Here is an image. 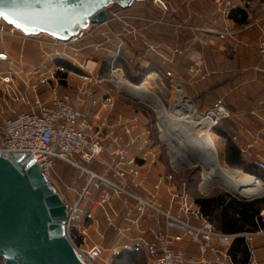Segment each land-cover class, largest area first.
<instances>
[{
    "label": "built area",
    "instance_id": "obj_1",
    "mask_svg": "<svg viewBox=\"0 0 264 264\" xmlns=\"http://www.w3.org/2000/svg\"><path fill=\"white\" fill-rule=\"evenodd\" d=\"M208 1L214 11L225 18L236 11L240 3L247 9L252 6L251 0ZM138 3H148L167 12L159 0H130L126 9L114 5L108 7L107 17L101 24L89 25L88 30L78 32L64 42L44 34H25L0 20V42L9 39L21 44V60L23 47L27 44L35 45L40 54L37 65L16 68L5 53H0V158L9 160L8 155L11 154H29L26 159L31 156L35 159L33 163L40 169L44 183L51 187V170L56 161L79 170L85 177V185L75 203L71 206L64 203L68 216L64 223L65 236L83 264H94L104 254L101 247L90 243L87 233V222L92 220V210H101L111 225L117 217L111 205L114 199L132 202L135 215L130 221L132 225L138 226L148 215L156 220L157 225L162 224L164 227V230L148 228L140 231V236L131 239L122 250L144 253L148 264H209L206 260L208 254L219 258L222 249L228 250L237 237L217 231L208 218L192 209L184 184L180 185V192L171 195L168 209H162L153 199L139 196L131 190L132 187L143 185L136 159L130 155V148L140 139L137 134L138 118L133 117L127 124L119 117L116 123L106 121L115 106L113 88L121 93V81L129 83L115 59L108 65L109 76L84 72L76 75L78 83L71 92L60 93L58 90L68 82L66 68L56 63L65 61L79 70L83 69L85 63L78 62L75 57L82 50L76 48V44L87 36H93L98 29L101 32L109 23L130 20L126 11L132 10ZM253 26L260 31L258 53L264 60V13ZM107 43L106 37L100 45L90 47L94 51H105ZM149 50L155 51L151 47ZM48 60L53 66L46 64ZM2 65H6L5 68H1ZM47 93L49 97L46 99ZM86 103L90 107L88 114L77 108ZM18 105L25 107L26 111H17L14 107ZM88 115L96 122L102 120L99 126L93 127L95 132L91 134L88 130L93 128L88 123ZM229 117L226 107L218 103L196 122L203 124V130L210 131ZM117 128L122 130V135L116 133ZM130 135L132 138L125 140V136ZM103 153L111 158L110 163L102 160ZM141 160L145 162L146 157ZM79 163L86 166L98 164L103 167V172L83 168ZM256 166L264 172V163L259 162ZM170 167L171 173L160 177L159 183L174 187V174L183 173L184 169L174 158ZM94 193L98 194L97 200H93ZM83 205H88L89 209L83 210ZM260 216L264 220V211ZM169 231L176 233L171 234ZM263 233L259 229L255 235ZM184 241L195 245L199 255L190 256L179 248ZM119 253L117 248L111 251L115 256Z\"/></svg>",
    "mask_w": 264,
    "mask_h": 264
},
{
    "label": "crops",
    "instance_id": "obj_2",
    "mask_svg": "<svg viewBox=\"0 0 264 264\" xmlns=\"http://www.w3.org/2000/svg\"><path fill=\"white\" fill-rule=\"evenodd\" d=\"M159 1L169 5L168 13H163L159 7L148 3H138L132 10L126 11L133 25L131 32L123 28L113 31L110 23L102 28V34L108 38L106 49L104 48L107 53L104 57L107 61L105 62L109 65L115 59L119 68L137 69L139 72L137 76L127 78L134 85L146 84L148 78L157 77L162 72L165 75L170 74L180 81L187 95L201 110L207 106L206 101L202 100L205 96L224 105L230 113V119L213 133L221 148L223 164L226 165L228 150L232 149L241 163L254 165L257 168V163H264V60L258 53L260 31L253 26V23L264 13V0H251L250 9L240 3L239 8L227 18L216 13L208 0ZM144 9H148L147 13L143 12ZM153 15L159 16L160 19L164 17L166 23L149 27L145 20ZM173 17L179 19L183 25L181 28L174 29L171 24L169 25L170 18ZM145 42L152 44L153 46L150 47L155 51H150ZM13 45L15 42L9 39L0 42V53H5L8 59L15 63L17 57L11 50ZM37 51L35 45L23 47V59L26 64L23 67L31 68L39 61ZM91 64L94 67L87 66L90 70L97 67V72H100L99 62ZM5 66L2 65L1 68ZM138 78H140L138 84L131 80ZM67 82L70 86L78 83L74 80L73 85L70 84L68 77ZM14 108L19 112L26 111L23 106L18 105ZM77 108L84 114L90 111L89 103ZM88 121L93 128L96 121L90 115ZM88 131L91 134L93 129ZM156 150L157 147L140 139L130 148V155L136 159L140 178L143 180L141 187H132L131 190L139 196L153 199L162 209H168L170 197L180 192V185L186 186L188 194V183L183 178L179 179L178 174H174L175 188L167 183H159L160 177L171 173L172 157L166 161L168 170L163 171L165 166L160 163L159 153ZM144 156L145 162L141 160ZM101 158L105 163L111 162L107 153H103ZM88 168L98 173L103 172V167L98 164L89 165ZM73 169L66 163L56 161L51 170L53 188L61 200L69 206L75 203L86 181L80 172L73 175L71 172ZM221 194L189 198L192 209L199 211L202 217L208 218L215 229L219 226L217 221L220 220V209L211 208L208 215H204L196 201L216 198ZM261 198L263 197L239 200L250 202ZM97 199L98 194L94 193L93 200ZM111 205L117 213L111 225L102 211L97 208L92 210V220L87 222L90 243L101 247L104 254L111 253L114 248L122 250L124 246L129 245L131 239L139 237L142 230L148 228L164 230L162 224L157 225L156 220L148 215L138 226L132 225L130 221L135 215L133 204L129 200L114 199ZM260 206L258 218L264 223L260 216L264 211V204ZM82 208L89 209L88 205H83ZM229 216L233 220H238L235 213H229ZM237 225L240 226V230L225 235H235L244 240L250 254L247 264H264V233L255 235L259 229L264 231V226L255 231L253 226L242 224L239 220ZM169 233L175 234L176 231ZM179 248L190 256L199 255L197 247L188 241L180 244ZM229 249L230 247L228 250L222 249L219 258L208 254L206 260L209 264H238L229 256Z\"/></svg>",
    "mask_w": 264,
    "mask_h": 264
},
{
    "label": "water",
    "instance_id": "obj_3",
    "mask_svg": "<svg viewBox=\"0 0 264 264\" xmlns=\"http://www.w3.org/2000/svg\"><path fill=\"white\" fill-rule=\"evenodd\" d=\"M129 2L0 0V20L12 21L9 24L25 34L64 42L89 25L101 24L108 7L126 9ZM28 155L0 158V259L4 264H83L65 236L66 205L44 183L35 159H26Z\"/></svg>",
    "mask_w": 264,
    "mask_h": 264
},
{
    "label": "rangeland",
    "instance_id": "obj_4",
    "mask_svg": "<svg viewBox=\"0 0 264 264\" xmlns=\"http://www.w3.org/2000/svg\"><path fill=\"white\" fill-rule=\"evenodd\" d=\"M164 6L167 9V12H165V13H168L170 11L169 5L164 4ZM147 10L148 9H144L143 12L147 13ZM145 21L149 27L154 26V24L161 23L164 25L166 23L164 17L162 19H160L159 16H154V15L151 16L150 18H147ZM169 22H168L169 25L171 24L174 29H179L183 26L180 23L179 19H177L175 17L170 18ZM110 25H111V28L113 31H117V30H119V28H123L125 31H129V32H131L133 30V25H132V22L130 20H126L125 23L115 21V22L110 23ZM106 37L107 36L105 34L103 35L102 32H100V29H98L94 33L93 36H87L85 39H83L82 41H80L76 44V48L82 49V50L75 57L78 59V62H80V63L84 62L85 63V66L83 69L79 70L77 68V66L75 67L72 64L65 62V61L60 62L61 64L62 63L66 64L69 67V69H68L64 66L67 70L66 77H68L70 79V82H69L70 84H72V82L74 80L78 81L76 75H79V74L84 73V72L85 73H92V74L99 73L103 76H109L108 64L106 63L107 62L106 58H104L105 55H107V53L104 50L103 51L102 50L94 51L90 47L93 45H100L102 43V41L104 39H106ZM145 43L148 45L147 47L153 46L149 42H145ZM27 45H31V44H27ZM11 47H12L11 50L14 51L15 56L17 57L16 61H15L16 68L17 67L23 68V65H26V64H24V59H22V60L20 59L21 44L15 42V45H13ZM39 55L40 54L38 52V56ZM92 62H99L100 63V66H101L100 72H97L98 71L97 67L94 70H90V68L87 67L88 65L90 67H94L91 64ZM38 63H39V61L37 63H34L33 65L31 64V65L35 66ZM60 63L57 62L56 64H60ZM46 64L48 66H53L52 65L53 63L50 60L46 61ZM24 68H25V66H24ZM98 68H99V66H98ZM120 69L122 70V73H123L125 80L128 81L130 84L134 85L127 78H132V77L137 76L138 75L137 73H139L138 70L134 69L133 67L124 68V69L120 68ZM191 70L192 69H190V71ZM140 85H142V84L140 83V84L134 85V86H140ZM145 87L147 88V91L149 93H151L157 97L158 102L155 103V102H152V100L150 98H149V100L147 98H144V96H146L145 94L141 95V97L130 95V93H128L124 89H120L121 93L119 94L118 92L115 91V89L113 87H110V88H113V92L116 93V94L114 93V95H115L114 96L115 106H114V110L111 112V114L108 117H106V121L109 120L110 123L111 122L116 123L118 121V117H119L122 119V121L124 123L127 124L133 117H137L138 118V122H137L138 123V132H137V134L140 135V140H146L152 146L157 147L156 151L159 153L160 163L163 165V167L165 166L163 171L168 170V168L166 166V161L170 157H172V159L174 158V160H177V163H179V164L181 163L180 165H183L182 168L184 169V172L181 174H178L177 177L179 179L183 178L184 180L187 181V183H188V199L190 197L192 199H195L197 197L207 196L208 194H216V193L227 194V195L236 197L238 199H243V200L248 198V197H246V198L242 197L240 195L237 196L232 191H228L225 188L218 186V185H213V186L208 187L206 185L205 180H204V173H203L202 167L196 163L194 164L193 162H192V164L190 163L191 165L188 164L187 163L188 160H189V162H190V160L192 161V159H191L192 157H190L189 155L183 157L184 153H186L185 152V148H186L185 144L186 143H185L184 139L180 138L178 136H177L178 138L174 139V136H173L174 134H176V132L178 133L180 131V129L183 128L184 130H186V128L188 129V127L190 126L186 122V120H184L182 118V115L185 117L187 116V111H186V106L183 107L181 104L178 103L180 101V98H182V97L186 98L187 97L189 99L188 100L189 104L192 102L190 104V106L192 107V109L194 111L196 109L195 112L197 114V115L195 114V117H192L193 118L192 120H194V121H196L199 117H201L203 114H205L207 112V110L211 109L216 104H218V102L216 103V102L212 101L211 97H207V96L202 97V100L206 101L207 106L204 110L199 109L197 107V105L195 104V102L193 101V99H191L187 95L186 90L184 89V87L180 83V81L178 79H175V77L171 76L170 74L165 75L163 72H162V74H158L157 77L152 76L151 78H148V82L145 84ZM67 88H69L68 91H67ZM58 90L60 93H69V92H71V90H73V86H70L69 84H66V85L63 84ZM63 91H65V92H63ZM45 96L47 99L49 97L48 93L45 94ZM164 118H166L167 120L172 119L175 121L174 123H176V124L170 125L169 122L167 123L164 121V120H166ZM228 119H230V117L222 120L217 126L212 128L208 132L211 134V136L214 140L216 151H217V156L219 158V161H220L222 167L228 171H236V172H239L240 174L247 175L239 169L227 167L222 162L221 148H220V145L218 144V140L214 137L213 133L221 125L227 123ZM101 122H102V120H100V122H96V124L94 123L95 124L94 126H99ZM88 123H89V121H88ZM94 132H95V130L93 128V133ZM116 133L118 135L119 134L122 135V130L117 128ZM165 137H167V138H165ZM130 138H132V135L125 136V140L130 139ZM168 139H169V141H168ZM181 141L183 143H181ZM181 146H182V148H181ZM176 149H177V152H176ZM177 153L178 154L180 153L181 155L180 154L178 155ZM179 157H180V159H179ZM79 164H81V163H79ZM81 165L83 168H88V166H86V165H83V164H81ZM74 169L71 170L72 174L73 175L75 173L79 174L78 172H80V171L77 169H75V170ZM239 176H241V175H239ZM251 177H253V176H251ZM51 178H52V182H53V176L52 175H51ZM254 178H256V177H254ZM260 182L264 186V182L263 181H260ZM259 196L264 197V191L262 194L255 196V197H259ZM119 251H120V253L121 252H130L127 250H119ZM114 257H115V255H111V253L103 254L99 259H97L94 262V264H132V263L128 262L127 260L113 259ZM136 260H137L136 264H148V259L144 253L139 252ZM0 264H4L3 259H0Z\"/></svg>",
    "mask_w": 264,
    "mask_h": 264
},
{
    "label": "bare ground",
    "instance_id": "obj_5",
    "mask_svg": "<svg viewBox=\"0 0 264 264\" xmlns=\"http://www.w3.org/2000/svg\"><path fill=\"white\" fill-rule=\"evenodd\" d=\"M121 87L122 89L130 93V95L141 97V95L145 94L146 96H144V98H147L148 100L150 98L152 102L155 103L158 102L157 97L147 91L145 84H142L140 86H131L129 85V83L121 81ZM178 103L181 104L183 107L186 106L187 116L185 117L182 115V118L186 120V122L190 126L188 127V129L186 128V130L182 128L178 133L176 132V134L173 135L174 139L178 137L184 139L186 143L185 144L186 153H184L183 157L189 155L190 157H192L191 158L192 161L190 160L189 162V160L188 161L186 160L188 164L190 163L192 164L193 162L194 164L196 163L202 167L206 185L208 187L213 185H218L225 188L228 191H232L237 196L240 195L242 197H255L262 194L264 191V186L258 179L254 177H250L248 175L240 174L239 172L236 171H228L222 167L219 158L217 156L215 143L211 134L208 132V130H203V128L201 127L203 126L202 123H198L192 120L193 119L192 117H195L196 112L190 106L191 103L189 104V101H187L185 97L180 98V101ZM166 120L164 121L167 123L169 122L170 125L176 124L174 123L175 121L172 119L167 121ZM181 143L183 142L181 141Z\"/></svg>",
    "mask_w": 264,
    "mask_h": 264
},
{
    "label": "trees",
    "instance_id": "obj_6",
    "mask_svg": "<svg viewBox=\"0 0 264 264\" xmlns=\"http://www.w3.org/2000/svg\"><path fill=\"white\" fill-rule=\"evenodd\" d=\"M61 64V63H60ZM69 69L66 64H61ZM135 84L140 82V78L131 79ZM228 158L226 159V166L229 168H235L242 170L245 174L251 175L264 182V172L256 168L254 165H244L241 163L234 150H228ZM250 176V177H251ZM200 206V211L204 215H208L211 208L220 209V220L218 222V231L227 234L228 232H233L235 230H240V226L237 225V221H241L242 224L248 226H253L256 231L258 228H262L264 223L258 218V213L260 210V205L264 204V197L260 200L253 201H241L233 196L227 194H221L216 198H206L196 201ZM229 213H235L238 220H233ZM257 221V223H255ZM229 256L234 259L238 264H247L248 258L250 256L248 248L243 239L236 238L232 245L230 246ZM138 253L134 252H121L116 255L113 259L116 260H127L132 264H136Z\"/></svg>",
    "mask_w": 264,
    "mask_h": 264
},
{
    "label": "snow or ice",
    "instance_id": "obj_7",
    "mask_svg": "<svg viewBox=\"0 0 264 264\" xmlns=\"http://www.w3.org/2000/svg\"><path fill=\"white\" fill-rule=\"evenodd\" d=\"M9 23H12V21H8Z\"/></svg>",
    "mask_w": 264,
    "mask_h": 264
}]
</instances>
